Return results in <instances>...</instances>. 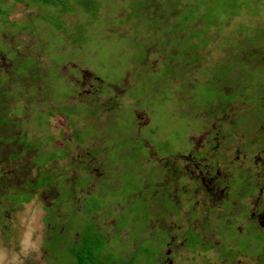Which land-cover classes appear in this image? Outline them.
Segmentation results:
<instances>
[{
	"label": "rangeland",
	"instance_id": "1",
	"mask_svg": "<svg viewBox=\"0 0 264 264\" xmlns=\"http://www.w3.org/2000/svg\"><path fill=\"white\" fill-rule=\"evenodd\" d=\"M104 1L106 6L102 7L103 12L98 22L93 23L89 17L85 19L76 11L63 13L62 28L55 31L50 21L39 17L44 12L41 7L27 8L18 0H0L1 8L6 11L5 16L0 15V106L1 109L14 113L10 119L15 126H0V139L10 141L7 145L0 143V175L5 181L4 186L19 188L26 181H35L37 169L40 170L43 165L46 167L44 162L51 154L56 151L57 157L67 155L51 161L53 171H62L55 174L58 188L35 194L28 203V196L25 193L20 195L16 189L3 193L4 200L7 198L10 202L13 196L16 205L20 202L22 204L13 212L2 210L6 213L0 216V225L10 224V230H0V264L69 263L64 242L68 243L67 239H72L75 231L88 226L84 218L91 211V199L83 196H90L91 192L95 194L101 186L106 193L108 184H113L118 173L125 176L124 171L129 168L137 167L133 173L145 174L147 164H144L149 163L150 159L170 157L176 152L189 156L192 151L199 149L203 154L206 152L203 157L207 162H211L214 156L225 158L220 167L226 171L227 176L239 174V171L254 170L259 178L264 179V117L263 120L250 118L248 122H244L243 116L251 111L249 97H241L228 112L213 120L206 118V110L195 111L193 104L187 101L195 82L209 80L215 67L231 61L235 53V48L232 47L243 43L245 37L258 38L259 29L264 28V0H239L238 6L242 5L240 14L228 17L222 26L209 29L207 36L211 38V43L197 52L198 62L194 66L186 67L177 76L176 67L181 66L170 62L172 71L166 77V83H161L165 75L161 69L166 67L163 60L170 55L162 58L163 54L160 53L165 49H157V46L151 45L156 40L153 37L149 39V48H142L141 42L148 39L145 34L148 32L145 28L140 32L143 40L140 34L137 35L139 31L131 30L133 23L125 20L128 8L119 6L125 5L127 0ZM211 1L216 5L209 8L211 15L225 17L226 12H229L228 1L232 0ZM244 2H248L247 6ZM218 11L220 14H215ZM107 20L111 22L108 23ZM118 21L121 23L118 24ZM84 24L88 25L86 29L90 31V34L87 33V44L82 46L79 43L80 45L74 46L70 37L75 33L77 39L82 40L80 25ZM195 25L199 26V23L196 22ZM20 28L27 30H19ZM244 29L249 30L248 35L243 34ZM124 35L127 37L124 38ZM224 43L227 44L226 47ZM258 47L260 45L256 46ZM261 49L253 52L262 53ZM137 50H140L142 57L147 56L144 61L147 62L146 70L142 64L140 66L134 62L140 59L136 56ZM1 54L14 68L9 69V76L13 75V80L24 73L20 58L27 61L29 71L33 73L35 70L33 74H38L39 81L36 84L41 82L39 91L35 92L33 89L35 81L31 78L17 77L18 82L15 83L9 79L3 81L5 65ZM262 54L261 60H250L249 68H257L259 61L264 62V51ZM16 55L20 58L15 57ZM244 56L241 53L237 57L241 60ZM135 70L139 72L137 78L141 77V81L132 77ZM237 118L240 129L237 130V135L234 134L233 142L224 143L219 148L210 144L212 139L216 142L225 139L222 135L212 134L211 129L220 132V128L228 126ZM113 126H117V130L122 129L123 135L116 137ZM124 128L129 130L124 133ZM11 137L16 143L11 141ZM62 146H67L68 152L63 153ZM31 162L35 169H28ZM89 164L93 166V177L88 187L91 178L81 171V167ZM147 174L151 180L156 179L150 172ZM42 175L45 176L44 173ZM64 177L67 178L64 182L68 185L61 182ZM69 187L76 194L72 203L68 202L73 195ZM3 188L0 189V194ZM58 199L57 203L61 205L56 206ZM105 199L107 208H102L100 212L104 217L96 215L94 220L98 228L111 233L121 215V205L112 200L111 195ZM4 200L0 197V204H5ZM98 200L106 207L104 199ZM260 200L262 198L255 202L256 206L248 199L244 202L252 209H258ZM49 202H52L51 206L57 207L55 214L65 213L66 217L52 222L53 225L56 222L63 230H59L56 235L51 234L45 242ZM126 205L125 202L123 210L128 211ZM191 214L185 208L179 216L185 220L194 216L197 218V215ZM4 218L10 221H5ZM180 218L169 215L166 220L161 221L168 225L172 222L179 227L183 223ZM192 223L196 224L198 221L193 219ZM132 228L133 226L130 228V235ZM155 230L158 231L156 228ZM199 231L204 240L211 238L218 244L217 232L214 233L212 229ZM178 232L183 230L178 229L174 235ZM121 237L119 244L127 243L128 252L135 249L138 239L130 240L126 230L121 231ZM219 253L202 249L192 251L187 248L182 255L186 259L194 257L197 264L252 263L249 257L243 256L237 260H222ZM176 264H180V260Z\"/></svg>",
	"mask_w": 264,
	"mask_h": 264
},
{
	"label": "trees",
	"instance_id": "2",
	"mask_svg": "<svg viewBox=\"0 0 264 264\" xmlns=\"http://www.w3.org/2000/svg\"><path fill=\"white\" fill-rule=\"evenodd\" d=\"M238 1L239 0L228 1L229 12H226L225 15L222 13V15L225 16L223 18L213 16L214 14L211 15V10L209 8L213 5L214 7L216 6L211 0H184V2L183 0H127L125 5L121 4L119 6L120 8H128L125 20L133 23L134 27L131 29L133 32H135V30L139 31L137 35L140 34L142 37L140 32L145 28L148 34L151 35L148 36V34L145 33L148 38L145 40L142 37L144 40L141 42V44H143L142 48H149V39L150 37H153L156 40L150 44L157 46V49H165L160 53L163 54L162 58H166L170 55L167 59L163 60L166 67L161 69V71L164 70L165 72L161 83L163 81L166 83V77L170 76L172 71L170 68V62H175L178 66H181L180 68L176 67L177 76H180L186 67L194 66L198 62L199 54L197 52L205 49L204 47L211 43V38L207 36V33L210 31L209 29L215 26H222L225 24L228 17H234L240 14L242 5L241 7L238 6L240 5V2ZM18 2L23 3L27 8L35 6L44 9V12L40 13L39 17L43 20L50 21L54 25L55 31L62 28L63 19L61 16L63 13L76 11V13L81 14L83 18L86 19L89 17L90 21L95 23L100 20V14L103 12L101 11L102 7L104 8V6H106L104 0H18ZM247 4H245V6H247ZM236 10L239 11L235 12ZM5 14L6 11H4L0 5V15L5 16ZM215 14H220V11ZM107 22L110 23L111 20H107ZM196 22L199 23V26L195 25ZM117 23L119 24L121 22L118 21ZM100 24L105 25L102 22H100ZM86 26L88 25H80V32L83 34L82 40L77 39V34L75 33L70 37L74 42V46L80 45L81 43L82 46L87 44V33L90 34V31H87ZM24 29L27 30V28H20L19 30ZM259 30L260 35L258 38L252 39L249 36L245 37L243 38V43H238L232 47L235 48V56H232L233 58L231 61L215 67V70L210 74L209 80L194 83V88L191 92L192 94L187 101L193 104L196 109L195 111L206 110L207 113L204 115L208 120L219 119L218 117L228 112L231 106L236 104L235 102L237 100L239 101L241 97L245 96L249 97L248 102L251 104V111L249 114L243 116L244 122H248L250 118V120L256 118L257 120H263L264 96H262V94L264 95V62L259 61L257 68H249L251 65L250 60L252 58H258V60L263 58L264 28H260ZM248 33L249 30H245V33L243 31V34L248 35ZM124 36V38L127 37L126 35ZM63 37L65 38L64 35ZM257 45H260L258 48H262V53L253 52L255 49H258L256 48ZM226 46L227 44L224 43V47ZM137 51L136 56L140 59H136L134 62L139 63L140 66L142 64L146 70L147 62L144 61L147 56L142 57L139 52L140 50ZM13 52L17 53L14 50ZM241 53L245 56L240 60L237 56ZM17 56L18 55L15 57ZM20 59L23 63L22 67L24 68L22 70L24 73L16 76V79L14 80L12 79L13 75H5L4 79L7 78L12 83H15L18 82V78H31L35 81V87L33 89L35 92L36 90L39 91L38 87L41 82L39 85L36 84V81H39L37 78L38 74H33L35 70L31 73L28 66H26L27 61H24L22 58ZM10 68L14 70L13 66H10L9 69ZM138 74L139 72L135 70L132 77L136 79V81H141V77L137 78ZM185 85H182V87H185ZM238 121L239 118L232 121L228 126L220 128V132L211 129L210 126L211 133L219 134V136L222 135V137H225V141L223 140L221 143L229 144L230 142H233L235 135L238 134L237 130L240 129V123H238ZM130 123L132 124L131 121ZM113 128L116 131L114 134L116 137L123 135L121 133L122 129L117 130V126H113ZM124 129V133L129 130L128 128ZM76 142L80 144L77 140ZM34 146L37 147L36 144H34ZM54 156L56 155L51 154L49 158ZM133 171L135 170H125V176L118 173V177L113 184H108L109 189H106V193H104L105 190L103 186L101 192H97V198L104 199L106 207L105 205L102 206L98 199L92 198L90 203L91 211L86 214V217L84 218V220L87 221L88 226L86 228L81 227V229L75 231L73 238L70 240L67 239L68 243L63 240L65 241L64 244L67 248L68 260L70 261L67 264H119L117 258H120V261H124L122 260L123 248L116 246L119 239L122 238L121 231L123 229H128L129 239L137 240L142 238L141 233L144 230L143 227L145 221L148 219L151 223L155 221L156 214L152 215L148 213L149 207L147 205L143 206L142 202L145 201L146 193L142 194V188L138 185V183L141 182V180L138 179L140 176L133 173ZM39 184H36L35 188L40 187L41 185H46L45 179L42 178ZM106 185L107 183L105 182L104 186ZM27 189L28 186L26 185L24 190ZM147 190H149V188H147ZM19 193L22 195L24 192L19 191ZM72 193L75 195L74 190H72ZM108 195H111L112 200L114 199L116 203L121 205V215L119 214L120 216H117L118 218L111 233L107 230L98 228L94 220L96 215L104 217L100 212L102 211V208H107L105 197ZM27 196L28 198L31 197L30 195ZM125 202L127 204L126 206L129 208L128 211L123 210L122 205ZM140 209H144L145 212H141ZM55 215L60 218L65 216V213ZM140 216H143V222L140 220ZM46 220H49L48 216L46 217ZM132 226L133 230L130 235V228ZM50 229L49 235H56L59 233V230H63V228L57 226L56 223H54V225L52 223ZM165 230L166 229H161L160 231L162 234L164 233L166 235ZM218 231L221 233V230ZM229 233L230 232H227L226 234L221 233V235L226 239L229 238ZM155 235L156 232H153L148 235L149 239L141 241L139 239L137 242L139 249L133 254L132 259L127 264H142L143 261H150L154 249L149 245L153 244L154 239L152 238H154ZM111 236L112 238H110ZM192 239L194 240V236H192ZM144 243H147V245H144ZM205 247H209V245H206ZM147 257L149 258L148 260L146 259ZM61 263L64 264V261Z\"/></svg>",
	"mask_w": 264,
	"mask_h": 264
},
{
	"label": "flooded vegetation",
	"instance_id": "3",
	"mask_svg": "<svg viewBox=\"0 0 264 264\" xmlns=\"http://www.w3.org/2000/svg\"><path fill=\"white\" fill-rule=\"evenodd\" d=\"M1 58L5 65L4 76H9V67L11 65L8 64L3 54H1ZM6 79H3V81ZM10 116H14L12 111L3 110L0 107V126L10 125L13 127L14 125L12 124ZM67 135H69V133ZM13 137H11V141H13ZM214 138L216 139L215 136ZM1 140L7 141V139H0V143L4 145L10 142H3ZM210 144L216 145V147L219 148L223 143H221V141L216 142L212 139ZM205 145L207 144L205 143ZM61 149L63 153L65 151L68 152L67 146H62ZM200 152L201 150L199 149L192 151L189 156L184 155L182 152H176L170 157L150 159L149 163L144 164H147L145 174L142 172L135 173L140 176L138 179H140L141 182H139L138 185L142 188V194L146 193L145 201L142 202L143 206L147 205L149 207L148 213L152 215L156 214L154 222L151 223L148 219L145 221V224L143 223L144 230L141 233L142 238H139L140 241L149 239L148 235L153 232H156V235L152 238L154 239L153 244L149 245L154 249L151 259L150 261H143L142 264H176L179 260L180 264H197L195 263L194 257L191 259L188 257L186 259V257L182 255V252L186 251L187 248L192 249V251H196L197 249L212 250L214 252L218 251L220 252L219 257L222 260H237V258L243 256L249 257L252 262L251 264H264V183L260 184V182H264V179L259 178V175L255 174L254 170L250 172L239 171V174L227 176L226 171H223L220 167L221 162H223L225 158L214 156L211 162H207L203 157L206 152L204 154ZM54 154L56 156L48 158L45 161L44 164H46V167L43 165L40 170L37 169L38 173L35 181H26V183L19 186V188H11L8 187V185L4 186L5 181L1 179L0 175V189L4 187L1 190L2 193L0 197L4 200L3 193L9 189H16L17 192L22 191L30 195L31 197L28 198V202H30L33 200L35 194L39 195L40 193H44L45 190L58 188L59 184L55 182V174L61 173L62 171H53L51 168V165H53L51 161L65 158L67 155L57 157L58 154L56 151ZM136 160L137 159H135V161ZM33 168L35 169V165L31 162L28 169ZM130 169L131 168L127 170ZM136 169L137 167L133 168V170ZM81 171L85 172L84 174L86 176H90L91 179L87 185L89 187L93 177L92 164H89V166L84 165L81 167ZM147 172H150L152 176H156V179L151 180ZM42 173H44L46 177L43 176ZM77 176L80 178L79 175ZM42 178L45 179L46 185L35 188V185L39 184ZM64 181H67V178L64 177L61 182L64 185H68ZM26 185L28 189L24 190ZM147 188H149V190H147ZM101 189L102 186L96 190L95 194L91 192L90 196L84 195L83 197H89L91 200L92 198L98 199L97 192H101ZM75 196L76 194L74 195L73 193L68 202H74ZM259 198H262V200H260V207L258 209H252V207H249L244 202L248 199V201H251L255 205ZM58 201L59 199L56 200V206L58 204L61 205L57 203ZM4 203L3 205L0 204V216L6 213L2 210L6 209L13 212L22 204L20 202L16 205L13 196L10 202L5 198ZM51 203L52 202H49L47 205V216L49 220H46L48 233L45 242L51 236L49 235L52 226L51 223L56 219L62 220L66 217V214L61 218L57 217L54 213L57 207L51 206ZM79 207L80 206H78V209ZM196 207H199V209L197 210ZM185 208L187 213L197 215V218H195V216L192 219L186 218V220L185 218H180L179 213L184 211ZM140 210L141 212H145L144 209ZM169 215H173L175 218L178 216L180 222L181 219H183V223L179 224V227H177V224H172V222L171 225L163 223L161 220H166ZM193 219L197 220L198 223L193 224ZM4 220L10 221L7 220V218H4ZM140 220L143 222V216H140ZM1 227L0 230H10V224L8 223L6 226ZM155 228L158 229V231L155 230ZM161 229H166V235L161 233ZM178 229H182L183 232H178V234L174 235ZM209 229H212L214 233H218V244L214 243L211 238L205 240L202 238L199 230L205 231ZM218 230H221L222 234L230 232L229 238L225 239ZM126 232L128 233V229ZM192 236H194V240ZM180 241H182V245H180ZM144 245H147V243H144ZM206 245H209V247H205ZM116 246L123 248L122 260L124 261H120V258H117L119 264L129 263L133 254L139 249L137 243L135 249L129 252L127 251V243L119 244V242H117ZM146 259L148 260L149 258L147 257Z\"/></svg>",
	"mask_w": 264,
	"mask_h": 264
}]
</instances>
